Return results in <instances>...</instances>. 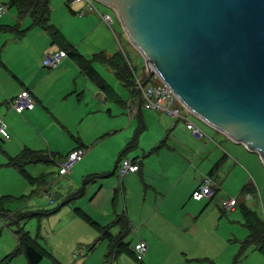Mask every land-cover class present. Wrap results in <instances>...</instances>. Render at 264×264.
I'll return each instance as SVG.
<instances>
[{
  "label": "crops",
  "instance_id": "1",
  "mask_svg": "<svg viewBox=\"0 0 264 264\" xmlns=\"http://www.w3.org/2000/svg\"><path fill=\"white\" fill-rule=\"evenodd\" d=\"M70 1L60 0L64 9L63 21L54 17L59 0H55L54 8L51 6L52 23L60 29L68 42L90 59L101 52L113 55L121 51L122 42L118 40L117 33L103 22L99 14L86 11L80 16L70 6ZM2 5L8 8V13L0 17L1 25H18L21 30L31 26L29 15L22 18L19 10L11 7V0H0V6ZM59 49L49 34L40 27L28 30L21 37L10 31L0 33V57L4 63L0 68V118L8 124L11 134V139L0 140V198H18L30 195L35 190V187H31L17 171L4 167L10 157L17 156L25 148L63 155L75 149L77 144L89 148L85 159L74 167L70 174L62 177L65 179L66 196L70 195L71 191L80 190L88 174H110V177L103 178L110 179L117 168V162L112 163L113 169L94 166L93 160L98 147L96 141L102 136L117 137L121 132L125 134L121 137V145L125 150L135 137L142 119L145 130L139 138L138 146L127 153H132V156L125 155L127 159H137L139 170L126 175L121 183H112L113 188L117 187L112 201V216L107 206L92 207L98 196L97 192H94L91 204L87 205L89 209H79L101 226H107L118 216L126 215L131 223L134 245L140 240L148 244L145 264H163L157 263L158 257L167 253L166 250L163 251V243L178 258L176 261L169 260L166 264H233L238 249L241 247L242 250L250 236L241 207L253 209L247 201L254 199L257 193L260 194L259 185H264V163L259 154L250 151L244 144L235 142L208 123L201 121L213 128L216 136L212 137L204 132V136L197 138L189 131L185 120L174 121L163 112L142 111L144 107L140 91L136 95L131 93L128 100L118 92L119 80L116 76L114 78L111 72L107 73L111 83L104 77V72L108 70L103 68L106 64L99 61H94V67L115 93L100 89L71 57L66 58L56 69L46 68L43 65L44 54ZM25 90L34 96L35 107L18 114L11 108V101ZM134 97L138 99L137 104ZM119 109L120 114L128 110L130 128L127 132L123 126L117 129H101L94 134V139L88 140L78 131L86 120L97 119L99 112L107 110L112 116L113 112ZM135 118H138V121L134 120ZM190 119L196 123L195 117L190 115ZM75 128L76 132L73 131ZM216 137L220 141H215ZM160 145L158 151H155ZM118 153H122V150ZM218 163H221L219 169L212 173ZM31 173L37 175L33 170ZM114 176L119 178L118 172ZM205 179H210L217 189L212 199L218 202L217 204L192 197L194 190ZM117 189L119 192L116 195ZM33 198L35 195L29 199ZM230 198H236L237 205L226 209L225 201ZM35 202L36 199L33 200V203ZM22 206L14 210L9 207V210L21 212ZM38 210L40 209L33 211ZM66 211L46 218L44 223L42 221L40 233L46 241L45 246L63 264H104L101 258L105 256L102 252L108 250L107 242L99 245L90 256L78 254L82 260L76 258L78 252H82L83 248L88 250L89 245L97 240L98 233L77 217V214L67 225L60 227ZM203 219L211 226L210 230L205 232L201 231ZM36 221L37 233L38 220ZM74 225H80L84 229L82 236L72 233ZM66 226H71L70 234L64 235H70L68 241H56L54 237L62 235ZM86 227L92 230L89 231ZM26 230L32 233L27 226ZM13 235L12 244L2 249V259L17 246L16 234ZM71 235L75 240L71 241ZM247 249L241 264H252L253 261L264 264V255L256 245ZM97 254L99 258L94 261ZM12 264L28 263L18 258ZM40 264L54 263L44 259Z\"/></svg>",
  "mask_w": 264,
  "mask_h": 264
},
{
  "label": "water",
  "instance_id": "2",
  "mask_svg": "<svg viewBox=\"0 0 264 264\" xmlns=\"http://www.w3.org/2000/svg\"><path fill=\"white\" fill-rule=\"evenodd\" d=\"M180 103L264 163V0H98Z\"/></svg>",
  "mask_w": 264,
  "mask_h": 264
},
{
  "label": "trees",
  "instance_id": "3",
  "mask_svg": "<svg viewBox=\"0 0 264 264\" xmlns=\"http://www.w3.org/2000/svg\"><path fill=\"white\" fill-rule=\"evenodd\" d=\"M11 7H16L19 10L22 18L26 15H29L32 21L31 26L28 29L21 30L18 25L10 27L0 24V33L10 31L17 37H21L24 36L28 32V30L35 27H40L44 29L47 34H49L53 42L58 45L60 49L65 50L68 53L69 57H71L75 61L81 71L85 75L89 76L90 79L100 89L104 90L105 92L115 93V91L111 88L104 77H102L100 72L95 69L94 61H99L110 67V69L114 71L116 78L125 87L131 89L132 94L136 95L139 92L135 71L128 58L126 57V53H124L123 51H119L116 54L109 55L105 52H101L99 54H95L91 59L81 54L76 47L68 42L60 29L52 23L51 0H11ZM3 66L4 63L0 57V68ZM146 79L149 80V77H146ZM118 100L120 102H123L120 99ZM143 122L144 121L141 119L140 127L135 137L130 142V144L127 145L125 150L120 154L117 161V168L111 174V176H114L119 171L120 165L126 157L125 155L138 146L139 138L145 130V125ZM160 147L161 145L157 147L155 151H158ZM82 148H84L83 144H77L75 146V149L65 155L51 153L46 150H33L30 148H25L17 156L10 157L8 159V162L4 165V167L12 168L17 171L18 174L25 181H27L31 187H35L36 189L32 191L30 195H24L18 198L12 196H3L0 198V218L6 220L13 219V224L15 223V225L19 226V229L15 231L17 246L12 252L7 254L3 259L0 260V264H12L21 255L25 256L28 264H40L44 259H48L54 264H63L54 256V254L50 250H48V248L45 246V243L41 240L43 239V236L40 233L42 221L59 213L64 206L66 207V205H73L77 200L81 199L85 195L86 188L90 183H96L98 182V180H101L105 177H110V174L94 173L85 176L84 185L81 187V189L66 196L67 199L65 198V202L59 204L53 209H40L38 211L22 213L13 212L9 210L8 206L9 203L12 202H25L33 195H36L39 190L44 192L45 188H48L51 193V199H53L54 201V203H51V199L46 197L49 200L50 205H55L57 198L55 197V191L52 189L51 182L49 183L48 181V177L50 174L48 172H42L39 175H34L30 172L29 167L38 164H45L49 166L57 165L58 162L65 160L73 151H77L78 149ZM133 162H137V159H134ZM220 165L221 163H218L214 167L212 173L217 171ZM250 189L251 188H249L248 191H250ZM118 192L119 189L116 190V195L118 194ZM75 212L78 217H80L83 221L93 227L98 233L97 240H95V242L88 248L83 256H90L93 252H95L99 245H101L103 242H107L109 250V254L107 255L108 257L118 259L121 256H127L132 259L133 262L139 260L137 253L132 249L131 242H127L128 237L132 233V229L131 223L126 215L118 216L116 220H114L107 226H101L99 223L91 219V217L88 216L83 210L77 208L75 209ZM241 212L244 217L245 225L250 230V236L249 239L244 243L235 264H239V259L251 245H256L258 250L264 255V219L256 211L246 206L241 207ZM30 219L38 220V231L35 236L27 231L24 226L20 228L22 223H24L25 225L26 222H28ZM112 228L113 230L117 229V232L114 233L112 231Z\"/></svg>",
  "mask_w": 264,
  "mask_h": 264
},
{
  "label": "rangeland",
  "instance_id": "4",
  "mask_svg": "<svg viewBox=\"0 0 264 264\" xmlns=\"http://www.w3.org/2000/svg\"><path fill=\"white\" fill-rule=\"evenodd\" d=\"M54 2H55V0H53L51 2L52 8L55 7ZM93 2L95 4V6L97 7V9H99L101 12L109 13L113 16V18L115 19L114 31L118 35V40H120L122 42L121 47H120L121 51L126 53V57L128 58L130 64L132 65L136 75L139 78H143V79H145L146 77L148 78V76H147L148 71L146 68L145 57L139 52V50L128 39V37L125 33V30H124V28H123V26H122V24H121V22L117 16V14H116V11L113 10V8L106 6L102 2H99L98 0H93ZM95 14H97V13H95ZM54 17L57 18L59 21H63V19H64V9H62V6L60 5V0L56 6V11L54 13ZM28 22H29V20H28ZM103 68L108 70V71L104 72V77L108 80L109 83H111L110 82L111 78L107 75V73L111 72L112 76L114 78H115V73L106 65H103ZM148 84L162 85L163 83H162L161 79L159 78V76L155 75L150 79ZM118 92L122 93V95L124 97H126L128 100L131 98V91L119 81H118ZM134 99H135V103L137 104V101H138L137 97H134ZM102 102L105 103V101H102ZM177 105L184 109V106H182L178 101H177ZM119 108H121V107H119ZM121 109L117 110V112L114 111L112 116H110L107 113V110H103L102 112H99L97 115V119L93 118L92 119L93 121L86 120L78 128V131H80L84 135V137H86V139H88V140L94 139V134L98 130H101V129H107V128L117 129V128H120L121 126H123L125 129V132H127L130 128V118H129L128 110H124V114H120ZM142 111L148 112L145 108H143ZM134 120L138 121V118H135ZM201 121L206 123L205 121L201 120L200 118L196 119V123H198V125L201 127L203 132H207L212 137L216 136V132L212 130L213 128L211 129V127L207 126L206 124L202 123ZM73 131L76 132V128ZM118 135L119 136L113 137V138H107L105 136H102L96 141V143H98V147H97V152L95 154V158L93 160L94 166H96V167L102 166L106 169H108V168L113 169L114 166L112 165V163L116 164V162L118 161V158L121 154V153L119 154L118 152L121 150H122V152L124 151L122 148V145H121V137L125 134H121V132H120ZM215 141H220V140L218 137H216ZM87 151H89V148H87ZM130 156H132V153L127 154V157H130ZM84 159L85 158H83V160ZM59 165H60V162H58L57 165H53V166H49V165H45V164H38V165H32L29 167L30 172L33 170L37 175H39L41 172L48 171V173L50 174L48 177L49 183L53 182V180L56 179V181H54L53 184L51 185L52 189L56 193L57 199H56L55 205H50L49 200L46 198L43 191L39 190L38 193H36L35 198H33L32 200L29 199L27 202H21V203H17V202L13 203L12 202V203H9L8 207H11V209L14 210L17 207H21L23 205L21 208L22 209L21 212L24 213L26 211H33L35 209H53L54 207H57L59 204L64 203L65 200L67 199L66 198V191H65V184H64L65 179H63L62 177H60L61 179H59L57 177V174L59 171ZM113 182L121 183V181L119 180V178L117 176H112L110 179H101V180H98V182H96V183H90L86 188L85 195L81 199L77 200L73 205H68V206L66 205V207L64 206L63 209L59 213L53 215V216H57L63 210H67L66 215H64L63 221L59 224V226L63 227L65 225H67L74 216L76 218L77 215L74 211L75 208H81L82 207L84 209H89L87 205L91 204L90 200L95 195L94 192H97L98 196L95 199V201L92 203V207L97 206V207L104 208L107 206V207H109V209H110L109 213L112 216V209H111L112 208V201L114 198V190L117 188V187L113 188V186H112ZM228 183L231 184V182H228ZM82 186H83V183H82ZM259 189L261 191V193H260L261 196H260V194L257 193V195L254 196V199L247 201V203L262 218H264V185H259ZM73 192L74 191H71V192H69V194H72ZM261 197H262V199H261ZM34 199H36L35 203H33ZM241 199L244 200V197L241 196ZM203 201L204 202L210 201V202H213V204H215V202H216L214 200L212 201L209 199H203ZM121 202H122V200L120 198V203ZM217 203L218 202H216V204ZM44 220H46V219H44ZM44 220H43V223H44ZM203 220L204 221H202V224H201V231L205 232V231L210 230V227H211L210 224L205 219H203ZM13 221H14L13 219L3 220L0 218V260L3 257L2 249L4 247L6 248L8 245H10V243L12 244L13 239H14L13 234L15 233V231L17 229H19V226L15 225V223L13 224ZM36 224H37L36 219H30L28 222H26L25 225H24V223H22L20 228H22L23 226L26 228V226H27V229L31 230V232H32L31 234L33 236H35L36 235V228H35ZM46 226H47V230H48L49 225L47 224ZM84 226H86V225H84ZM86 228H88L89 231L92 230V229H90V227H86ZM43 231H45V229ZM112 231L114 233H116L117 229L113 230V228H112ZM70 232H71V226H69V227L66 226V228L62 230V235L58 234L54 238L56 239V241H59V240L68 241L70 235H67L66 237L64 235L70 234ZM72 233H75L76 236H78V234L80 236H82L84 234V229L80 225H74ZM41 240L44 243H46L45 240H43V239H41ZM73 240H75V239L71 235V241H73ZM127 242H131V244L133 246L135 240L130 235L128 237ZM83 246H85V245H83ZM83 246H81V247H83ZM90 246L91 245H89V247ZM162 246H163V251L166 250L167 253H162V255H160L158 257L157 263L166 264L169 260L176 261L178 259L176 254L170 248H167L164 243ZM247 250L244 252V254L239 259V264H241V261L246 257L245 254L247 253ZM99 251H98V254H99ZM104 251H106V250H104ZM104 251L102 253H103V255L105 254V256H104V258L103 257L101 258V260L104 264H134L133 260L127 256H121L118 259H115L113 257L107 256L109 254V250H107V252H104ZM238 251L239 252L236 255V258H235L233 264H235L238 256L240 255L241 247H240V250L238 249ZM98 254L95 256L94 261H96L97 258H99ZM19 258H21V260H25V262H27V259L25 258V256L21 255ZM76 258L81 259L82 257L78 256ZM252 264H258V263L256 261H253Z\"/></svg>",
  "mask_w": 264,
  "mask_h": 264
},
{
  "label": "built area",
  "instance_id": "5",
  "mask_svg": "<svg viewBox=\"0 0 264 264\" xmlns=\"http://www.w3.org/2000/svg\"><path fill=\"white\" fill-rule=\"evenodd\" d=\"M71 6L76 10V12L83 16L86 11L98 13L103 22H105L110 28L115 24V19L109 13H102L97 9L93 0H71ZM8 13V8L4 5L0 6V17ZM68 56L65 51H57L54 53H46L44 55V65L48 68L58 67L62 61ZM138 87L142 92V97L144 101V106L146 109L154 110L157 112H166L172 118H184L187 120V127L192 131L193 135L197 138L203 136L202 130L196 126L188 118V110L184 113L181 109L177 108V96L167 84L162 85H143L141 80H137ZM11 107L17 113L22 114L25 110H32L35 107V102L32 94L29 91H23L19 96L14 98L11 102ZM11 135L6 122L0 118V139H10ZM86 150L79 149L71 153L65 160L60 164L59 176H63L69 173L73 167L85 156ZM139 170V166L133 163L131 160H124L120 170L119 175L121 178L126 176L131 172H136ZM47 198L51 199V193L48 188H45L43 192ZM216 195V188L214 183L210 179H205L200 186H198L193 192V198L197 200L203 199H213ZM51 203H54L51 199ZM237 201L235 198H230L225 201V208L232 209L236 206ZM135 251L138 255L139 260L134 264H145L144 258L148 252V245L144 240H141L136 246Z\"/></svg>",
  "mask_w": 264,
  "mask_h": 264
}]
</instances>
